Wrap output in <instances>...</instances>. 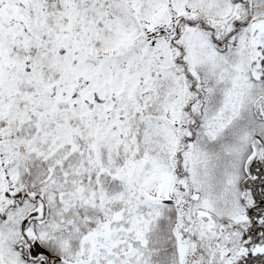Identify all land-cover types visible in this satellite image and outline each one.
I'll return each mask as SVG.
<instances>
[{"label":"snow or ice","instance_id":"6c2138e0","mask_svg":"<svg viewBox=\"0 0 264 264\" xmlns=\"http://www.w3.org/2000/svg\"><path fill=\"white\" fill-rule=\"evenodd\" d=\"M0 264H264V0H0Z\"/></svg>","mask_w":264,"mask_h":264}]
</instances>
